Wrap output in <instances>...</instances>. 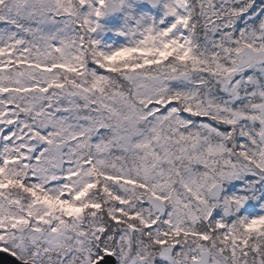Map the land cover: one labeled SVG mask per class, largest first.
I'll return each instance as SVG.
<instances>
[{
  "label": "snow or ice",
  "instance_id": "6c2138e0",
  "mask_svg": "<svg viewBox=\"0 0 264 264\" xmlns=\"http://www.w3.org/2000/svg\"><path fill=\"white\" fill-rule=\"evenodd\" d=\"M2 264H264V0H0Z\"/></svg>",
  "mask_w": 264,
  "mask_h": 264
},
{
  "label": "water",
  "instance_id": "95a60500",
  "mask_svg": "<svg viewBox=\"0 0 264 264\" xmlns=\"http://www.w3.org/2000/svg\"><path fill=\"white\" fill-rule=\"evenodd\" d=\"M2 259H4L5 261H8L10 258L7 257L6 255L3 257V254L0 253V264H2ZM13 264H15V262L13 261Z\"/></svg>",
  "mask_w": 264,
  "mask_h": 264
}]
</instances>
